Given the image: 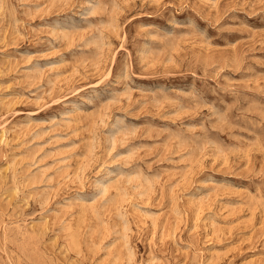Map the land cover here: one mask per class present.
I'll use <instances>...</instances> for the list:
<instances>
[{
	"label": "rangeland",
	"instance_id": "obj_1",
	"mask_svg": "<svg viewBox=\"0 0 264 264\" xmlns=\"http://www.w3.org/2000/svg\"><path fill=\"white\" fill-rule=\"evenodd\" d=\"M0 264H264V0H0Z\"/></svg>",
	"mask_w": 264,
	"mask_h": 264
},
{
	"label": "bare ground",
	"instance_id": "obj_2",
	"mask_svg": "<svg viewBox=\"0 0 264 264\" xmlns=\"http://www.w3.org/2000/svg\"><path fill=\"white\" fill-rule=\"evenodd\" d=\"M125 69V68H124Z\"/></svg>",
	"mask_w": 264,
	"mask_h": 264
}]
</instances>
